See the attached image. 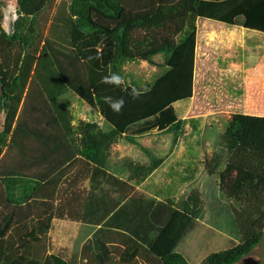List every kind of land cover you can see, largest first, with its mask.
Here are the masks:
<instances>
[{
  "label": "rangeland",
  "instance_id": "obj_1",
  "mask_svg": "<svg viewBox=\"0 0 264 264\" xmlns=\"http://www.w3.org/2000/svg\"><path fill=\"white\" fill-rule=\"evenodd\" d=\"M72 1L48 0L36 19L20 17L12 27L13 33L29 36L32 46L41 48L46 40L52 42L61 60L70 65L69 70L83 77L86 68L71 58L64 36L63 17L68 14ZM9 3H15L18 9V0H0L2 12ZM212 23L215 22L208 19L196 22L195 82H200L197 88L205 80L208 68L213 70L217 63H220L218 67L230 68L231 74L241 67L244 71L257 67L264 70V32L226 24L213 28ZM230 28L239 30L237 34H229ZM142 33L144 31L138 34ZM167 57V54L157 55L155 65L141 59L126 61L115 73L124 78L125 85L146 87L165 71ZM229 79L226 75H211L208 87L214 83V88L220 89L216 96H221V90L229 88L225 85ZM252 80L259 83L257 76ZM256 83L241 89L239 104L228 108V112L204 102L198 94L203 95V90L198 89L194 99L177 102L179 117L186 121L183 132L177 137L173 131H152L138 137L137 144L122 137L112 146L104 176L101 175V186L93 188L92 169L75 152L72 137L56 117V111L33 73L13 136L0 156V222L10 217L8 233L18 238L34 226L37 228L38 222L50 221L46 238L38 235L42 244H46L43 253L44 259L47 258L42 264H54L50 258L53 255L72 264H83L82 248L91 241L99 246L100 250L93 255L102 264L113 261L163 264L157 254L151 253V248L171 211L180 208L195 192L201 200V212L189 222L173 252L181 255L187 264H202L212 253L244 246L250 236L260 232V225L264 223V196L248 198L243 194L240 200L227 197L221 187L220 174L230 161L231 152L223 145L222 137L233 111L251 114L257 107H264V92ZM59 103L66 108L65 118H72L74 129L83 122L105 126L102 114L92 112L76 92L68 91ZM4 117L1 112L0 130ZM129 160L140 164L154 160H162V163L146 179L138 181L131 177L126 165ZM61 170H64L63 181L53 196H35L21 206L7 202L1 178L9 173L46 178ZM50 190L48 186L45 191L52 193ZM110 231H113L112 239L106 236ZM128 247L131 249L127 256Z\"/></svg>",
  "mask_w": 264,
  "mask_h": 264
},
{
  "label": "trees",
  "instance_id": "obj_2",
  "mask_svg": "<svg viewBox=\"0 0 264 264\" xmlns=\"http://www.w3.org/2000/svg\"><path fill=\"white\" fill-rule=\"evenodd\" d=\"M47 2L18 0V14L33 21ZM3 18L0 5V113L5 114L0 130V156L13 136L24 93L34 73L56 117L72 137L75 152L92 169V187L98 188L112 146L122 137L137 144L138 137L152 131H173L176 137L183 132L186 121L179 117L175 104L194 95L197 20L208 19L264 32V0H73L68 14L63 17L64 36L71 49V58L86 68L83 77L69 70L70 65L61 60L49 40L39 48L32 46L29 36L19 32L8 35L4 31ZM139 31L144 33L138 34ZM98 53L100 58H94ZM159 54L168 55L166 69L146 87L101 82L103 76L117 71L126 61L141 59L155 65V57ZM131 87L142 92L139 99L134 100L128 94ZM68 91L78 93L92 112L99 111L105 126L83 122L74 129L72 118H65L68 113L59 103ZM106 96L125 99L119 114L104 102ZM222 143L231 152V159L220 174L221 187L227 197L240 200L243 194L248 198L264 196V116L233 113ZM161 163L162 160L150 164L129 160L126 165L132 179L143 181ZM63 171L46 178L9 173L1 178L7 202L21 206L35 196H53L63 181ZM48 186L52 193L45 191ZM200 205L198 194L192 192L180 208L171 211L151 248V253L157 254L163 264H187L173 249L189 222L199 216ZM49 224L50 221H40L37 228L34 226L16 238L12 232L8 233L10 217L2 218L0 264H42L46 244H42L38 235L46 238ZM263 228L264 223L260 225V232L250 236L244 246L212 253L202 264L235 263L257 243ZM112 233L107 232L106 236L112 239ZM98 247L95 241L85 244L81 262L100 264L101 260L95 257V251L100 250ZM130 249L125 250L127 256ZM50 258L54 264H72L57 255Z\"/></svg>",
  "mask_w": 264,
  "mask_h": 264
},
{
  "label": "crops",
  "instance_id": "obj_3",
  "mask_svg": "<svg viewBox=\"0 0 264 264\" xmlns=\"http://www.w3.org/2000/svg\"><path fill=\"white\" fill-rule=\"evenodd\" d=\"M214 22L215 23L211 24V26L213 28H215L216 26L220 27V26L225 24V23L217 22V21H214ZM232 27H240V26H232ZM237 30H239V29L230 28L229 34H234V33L237 34ZM212 64L213 63H209V65H212ZM218 64H220V63H217V67L213 68V70L211 68H208L207 74L205 75V80L201 83V86H199L197 88L196 84H198V83L200 84V82H198V83L195 82L194 95L191 99H194L196 97L197 89L199 91L203 90V95L201 94V92H199L198 94L201 95V97H203L205 99L204 102L208 103L214 109H220V110H223L225 112H228V110H229L228 108L239 104L237 101L242 98L241 97V89L243 87H246V86L248 87L250 85V83H254V84L256 83L252 80V78L254 76L259 77V83H256V85H257L258 89L260 88L264 92V70L262 71V69L260 67L250 68L249 70L246 69L245 71L241 67V69L239 68L240 70H238L236 72L233 71L234 73L231 74L229 71L230 68L218 67ZM241 71H242V73H240ZM211 75H214L215 77L226 75L227 78H231V79H229V83L225 84L227 86L229 85V88L225 89V91L221 90V92H223V94L221 96H216V92L219 91L220 89H218V90L215 89L214 83L211 87H208L207 81L209 80V77ZM233 78H235V79H233ZM236 88H238V89H236ZM260 93H262V92H260ZM257 106H261V104L257 105ZM236 109H238V108H236ZM233 113H246V112L236 110V111H233ZM246 114H249V113H246ZM251 115L264 116V107H257L254 110V112L251 113Z\"/></svg>",
  "mask_w": 264,
  "mask_h": 264
},
{
  "label": "clouds",
  "instance_id": "obj_4",
  "mask_svg": "<svg viewBox=\"0 0 264 264\" xmlns=\"http://www.w3.org/2000/svg\"><path fill=\"white\" fill-rule=\"evenodd\" d=\"M3 12H4V19L6 22L3 25L4 31L8 35H12L14 31L12 25H14V23L20 18L18 14L17 6L15 5V3H9L7 7L3 9ZM92 58L93 57H90V59ZM94 58L99 59L100 58L99 53ZM101 82L105 84L120 86L124 83V78L118 73L113 72V73H109L108 75L103 76L101 78ZM126 91L128 90L126 89ZM128 94L135 100V99H139V97L142 95V92L139 91L135 87H131V90L128 92ZM104 102L109 106V108L114 113H117V114H119L122 111L126 103L123 97L113 98L110 96H106L104 98Z\"/></svg>",
  "mask_w": 264,
  "mask_h": 264
},
{
  "label": "water",
  "instance_id": "obj_5",
  "mask_svg": "<svg viewBox=\"0 0 264 264\" xmlns=\"http://www.w3.org/2000/svg\"><path fill=\"white\" fill-rule=\"evenodd\" d=\"M233 264H264V230L250 251L242 255Z\"/></svg>",
  "mask_w": 264,
  "mask_h": 264
}]
</instances>
